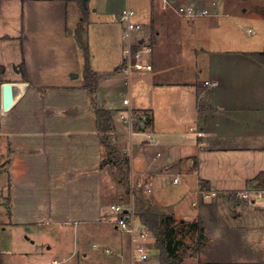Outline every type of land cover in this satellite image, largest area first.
Returning <instances> with one entry per match:
<instances>
[{
    "label": "crops",
    "instance_id": "0c3cea01",
    "mask_svg": "<svg viewBox=\"0 0 264 264\" xmlns=\"http://www.w3.org/2000/svg\"><path fill=\"white\" fill-rule=\"evenodd\" d=\"M184 1L173 3H194L211 15L188 18L165 0H89L90 93L78 0H0V63L7 68L0 138L8 140L12 207L0 231L22 235L12 247L21 250L0 251L3 264H130V235L107 222L123 182L112 162L102 165L108 153L98 107L113 110L112 139L130 158L139 197L173 215L176 241L182 244L185 231L196 237L179 264H264V180L256 178L264 171V64L246 55L259 50L240 47L248 10L237 9L238 0ZM130 4L141 43L151 47L143 52L151 67L127 79L120 15ZM15 47L19 55L11 58ZM55 57L65 75L52 82ZM127 96L152 119L122 120ZM204 190L217 193L205 198ZM241 190L248 198L229 196ZM199 227L204 243L194 252Z\"/></svg>",
    "mask_w": 264,
    "mask_h": 264
},
{
    "label": "built area",
    "instance_id": "2783aa9c",
    "mask_svg": "<svg viewBox=\"0 0 264 264\" xmlns=\"http://www.w3.org/2000/svg\"><path fill=\"white\" fill-rule=\"evenodd\" d=\"M166 4L172 6L181 15L193 18L198 16H208L211 12L206 8H199L196 4H174L173 0H165ZM137 12L129 5L125 6L121 11L120 21L123 25V59L122 65L123 70L126 72L127 79L135 70H140L142 68H150L151 65L146 64L143 61V52L145 50H150L151 47L144 46L141 43V37L139 33L141 32L142 24L135 20ZM251 31V30H250ZM216 81H206L207 85H214ZM126 107L119 112V117L125 122L130 124L137 120L146 121L152 119L151 113L149 111H139L136 110L132 104L130 98L127 96L123 99ZM195 133L199 137H202L205 133L202 130H195ZM201 143H203L201 141ZM174 182H178V178H174ZM217 191L204 190L203 196L205 198H210L216 195ZM232 198H248L249 193L246 191H237L229 194ZM111 216L107 219V222L116 224L120 229L126 231L130 238L132 239V260L130 264H159L153 263L152 257L149 255V242L154 238L153 232L150 230L148 225H145L143 221L140 220L137 213L136 204L131 201L128 205L122 203H113ZM155 239V238H154ZM107 253H112L113 249L106 248Z\"/></svg>",
    "mask_w": 264,
    "mask_h": 264
},
{
    "label": "trees",
    "instance_id": "16d2710c",
    "mask_svg": "<svg viewBox=\"0 0 264 264\" xmlns=\"http://www.w3.org/2000/svg\"><path fill=\"white\" fill-rule=\"evenodd\" d=\"M79 7L82 14V19L77 28V38L80 41L82 49L85 52V66H86V79L85 83L89 89L90 93L95 92V72L89 66L90 60V48H88V44L84 37V24L88 21L89 18V0H78ZM260 14H264V4L259 7ZM253 57L256 61L264 64V51H251L247 52L246 55ZM25 70V68L23 69ZM7 71V68L4 64L0 63V83L3 81V77ZM23 75L26 77V71L23 72ZM112 108H102L98 107L95 109L96 118L98 120V127L101 132V138L103 145L106 147L108 155L103 159L102 165H106L112 162L117 170L120 173V180L126 185L130 186V158L127 155H124L120 152V149L116 143H114L112 137V130L114 128V118H112ZM259 180H264V171L256 176ZM8 199L11 204V196H8ZM141 206L138 210V215L141 221L144 222L145 225H148L150 230L153 232L156 241L154 242V247H156L160 251V264H179L181 257L177 255V250L181 244V241H177L179 246L172 244V228L169 227V223L174 220L172 214H159L158 212L153 211L151 206L147 205L145 200L141 199ZM12 207L9 205V215L11 216ZM1 229V225H0ZM203 228L199 227L198 231V243L194 249V252L200 251V248L203 246ZM171 237V238H170ZM183 242V241H182ZM176 244V243H175ZM0 264H3L0 255Z\"/></svg>",
    "mask_w": 264,
    "mask_h": 264
},
{
    "label": "rangeland",
    "instance_id": "374dc122",
    "mask_svg": "<svg viewBox=\"0 0 264 264\" xmlns=\"http://www.w3.org/2000/svg\"><path fill=\"white\" fill-rule=\"evenodd\" d=\"M238 1L239 2L237 4V9L243 10V9L247 8V10H248L246 13V16L244 17V20H240V24H241V25H239L241 27V29H240L241 32L239 31L240 40H241V43H240L241 46L240 47L244 50H246V49L259 50V51L264 50V14L261 13L263 18L260 15H259V17L254 16L255 14L260 13L259 7L263 6L264 0H238ZM183 2H185V1L183 0ZM179 3H180V1H179ZM130 6H131V4H130ZM248 26H251L252 28H254L256 30V32L252 33L253 30L251 32H248L249 31V30H247L249 28ZM260 37H261V39H259ZM37 40H38V45H40L42 43V40L40 38ZM253 42H256V43H253ZM14 45H18V43L14 42ZM39 47L40 46H37L38 51H39ZM19 50H20V48H19ZM10 53H11V55H10L11 58L16 57V54L19 55V52L16 49V47L13 50H11ZM38 53H41V52H38ZM52 63H53L54 68L51 69V72L53 71L54 74H53V76H52V74H50L49 81L55 82L57 79L55 80L53 78H55L56 75H57L58 79H60V76L63 74L65 75V73L61 69L62 67L59 65V62H58L56 57L54 59H52ZM14 70H16L15 67H14ZM81 75H82V73H81ZM22 85H24V83H22ZM0 88H1V86H0ZM9 104H10V102H9ZM0 107H1V103H0ZM0 111H1V108H0ZM7 146H8V140L6 138L5 139L0 138V221L3 224H5V222L8 219V217H6V215H7V209H9V205H10V201L8 199V196H9L8 193L9 192L7 190L8 189V177L9 176L7 175L8 173H5L6 169H7L6 159L8 157ZM135 177H136L135 174H133V176H131L132 183H130V186H129V184H128V186H126L124 183H123V186H125L126 188L123 186H119L120 189L118 190L119 193H117V196H118L117 203H123V204L127 205V203L129 201L133 200L134 203L136 204V207L141 206V204H139L140 200L141 199L144 200V198L139 197V194L143 195V193L140 192L139 187L136 185V183L134 181V180H136ZM147 191H148V189L146 187V192ZM146 192H145V194H146ZM171 233H172V238L171 237L170 238L172 240V244L173 245L178 244L177 246H179V243L176 241V237L174 235V230H172ZM60 235H62V234L60 233ZM180 237L183 238L184 240H183L182 244H180L179 251L176 254H178L181 257L182 254L183 255L185 254L187 249L195 246L196 237H194V235L192 233H190L189 231H187V232L185 231V233H183V235ZM14 239L17 241H21L22 235L18 231L15 234L11 228H7V230L5 232L0 231V251L8 253L11 251L16 252V251L21 250L20 248H18L17 250H14L12 248L13 245L16 244ZM22 250H25V248ZM154 250L155 249H153V252L157 253L155 255L156 256L155 261L157 260L160 262V260H161L160 251L156 249V252H155ZM155 261L153 260V263ZM6 262H7V264H9L10 261L7 259ZM23 262L24 261L21 260L19 264H23Z\"/></svg>",
    "mask_w": 264,
    "mask_h": 264
},
{
    "label": "water",
    "instance_id": "95a60500",
    "mask_svg": "<svg viewBox=\"0 0 264 264\" xmlns=\"http://www.w3.org/2000/svg\"><path fill=\"white\" fill-rule=\"evenodd\" d=\"M76 76H77V73H76Z\"/></svg>",
    "mask_w": 264,
    "mask_h": 264
}]
</instances>
